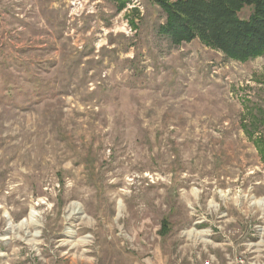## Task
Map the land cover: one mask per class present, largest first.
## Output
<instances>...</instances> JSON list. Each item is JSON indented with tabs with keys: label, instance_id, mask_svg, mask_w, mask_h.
<instances>
[{
	"label": "rangeland",
	"instance_id": "rangeland-1",
	"mask_svg": "<svg viewBox=\"0 0 264 264\" xmlns=\"http://www.w3.org/2000/svg\"><path fill=\"white\" fill-rule=\"evenodd\" d=\"M164 23L0 0V264H264V55Z\"/></svg>",
	"mask_w": 264,
	"mask_h": 264
},
{
	"label": "trees",
	"instance_id": "trees-1",
	"mask_svg": "<svg viewBox=\"0 0 264 264\" xmlns=\"http://www.w3.org/2000/svg\"><path fill=\"white\" fill-rule=\"evenodd\" d=\"M155 2L165 14L159 34L174 46L199 40L226 59L241 63L264 55V0ZM123 8L121 4L118 10ZM246 8L250 9V15L242 18Z\"/></svg>",
	"mask_w": 264,
	"mask_h": 264
},
{
	"label": "built area",
	"instance_id": "built-area-1",
	"mask_svg": "<svg viewBox=\"0 0 264 264\" xmlns=\"http://www.w3.org/2000/svg\"><path fill=\"white\" fill-rule=\"evenodd\" d=\"M202 264H221L215 257H209L206 261H203ZM237 264H244L243 260L237 261Z\"/></svg>",
	"mask_w": 264,
	"mask_h": 264
},
{
	"label": "bare ground",
	"instance_id": "bare-ground-1",
	"mask_svg": "<svg viewBox=\"0 0 264 264\" xmlns=\"http://www.w3.org/2000/svg\"><path fill=\"white\" fill-rule=\"evenodd\" d=\"M111 81V80H110Z\"/></svg>",
	"mask_w": 264,
	"mask_h": 264
}]
</instances>
